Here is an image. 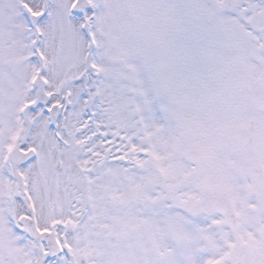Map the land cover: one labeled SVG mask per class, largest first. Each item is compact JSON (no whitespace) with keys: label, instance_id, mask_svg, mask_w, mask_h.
Instances as JSON below:
<instances>
[{"label":"snow or ice","instance_id":"snow-or-ice-1","mask_svg":"<svg viewBox=\"0 0 264 264\" xmlns=\"http://www.w3.org/2000/svg\"><path fill=\"white\" fill-rule=\"evenodd\" d=\"M0 264H264V0H0Z\"/></svg>","mask_w":264,"mask_h":264}]
</instances>
